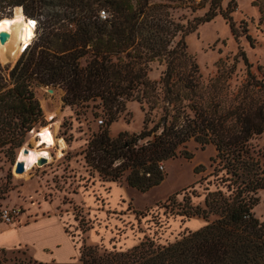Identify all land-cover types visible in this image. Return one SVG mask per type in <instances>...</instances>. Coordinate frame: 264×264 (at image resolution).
I'll use <instances>...</instances> for the list:
<instances>
[{"label":"trees","instance_id":"1","mask_svg":"<svg viewBox=\"0 0 264 264\" xmlns=\"http://www.w3.org/2000/svg\"><path fill=\"white\" fill-rule=\"evenodd\" d=\"M221 1L0 0V20L15 7L36 19L35 39L14 66L0 62V152L13 160L42 117L33 91L37 85L60 86L66 104L103 115L86 156L92 155L104 180L113 182L128 171L127 184L145 192L165 178L160 162L191 157L190 139L201 148L215 146L212 170L194 182L207 181L202 201L193 204L184 196L179 212L203 218L202 227L165 244L146 238L110 251L83 244L81 264H264V223L253 212L264 189V64L253 71L242 52L245 76L232 87L235 65L219 63L205 78L185 40L219 14L233 35H240ZM201 9L203 14L194 15ZM259 10L264 23V0ZM155 61L163 65L157 80L148 75ZM132 100L147 107L142 130L110 137V124ZM204 170L202 164L193 168ZM192 195L200 194L193 190ZM0 264L54 263L2 248Z\"/></svg>","mask_w":264,"mask_h":264},{"label":"rangeland","instance_id":"2","mask_svg":"<svg viewBox=\"0 0 264 264\" xmlns=\"http://www.w3.org/2000/svg\"><path fill=\"white\" fill-rule=\"evenodd\" d=\"M221 6L232 16L239 36L233 35L229 23L219 14L211 21L199 24L195 31L185 36V40L188 52L205 78L215 74L219 63L235 65L230 79V85L234 87L245 76L242 52L252 63L253 71L258 64H264V23L260 22L259 0H222ZM204 11L198 10L194 15H201ZM12 14L13 8L1 16L3 19L11 18ZM247 34H250L251 40L246 37ZM30 43L21 44L12 58L1 64L12 68ZM150 67L149 77L157 80L163 65L155 61ZM33 91L42 117L15 150L13 160L0 152V226L18 225L42 214L54 213L61 217L77 252L75 260L68 264H81L79 257L83 244L96 245L100 251L126 249L146 238L165 244L206 223L201 217L186 218L179 212L184 196H191L193 204L202 201L207 181L194 182L212 170L209 157L215 153L214 145L201 148L200 143L190 139L186 150L192 154L191 157L179 156L164 161L166 176L170 168L168 178L141 192L127 184L125 177L128 171L111 183L104 180L105 177L94 167L96 162L92 155L86 156L89 140L103 125L100 122L104 120L102 114H96V109L92 107L79 108L66 104L64 89L60 86L37 85ZM146 110L147 107L136 100L126 102L125 111L109 126L110 137L115 138L121 131L129 135L141 131ZM47 112L51 113L50 117ZM155 114L152 111L150 116L156 119ZM50 124L54 127L55 138L63 139L66 148L58 153L54 147L50 150V161L33 166L26 174L15 173L18 150L26 146L41 147L36 144L35 131ZM120 162L117 160L114 165ZM199 164L204 165L206 170L194 173L193 168ZM181 184L184 185L179 186ZM193 190L200 195L193 196ZM257 195L259 200L253 212L264 223V189L259 190ZM11 208L18 211L7 222L3 218V210ZM7 251L31 257L26 247Z\"/></svg>","mask_w":264,"mask_h":264},{"label":"crops","instance_id":"3","mask_svg":"<svg viewBox=\"0 0 264 264\" xmlns=\"http://www.w3.org/2000/svg\"><path fill=\"white\" fill-rule=\"evenodd\" d=\"M169 175L170 168L162 181H165ZM182 185L184 184L179 186ZM19 247L28 248L32 259L44 263L68 264L77 256L61 217L54 213L42 214L18 225H1L0 250L4 248L7 251Z\"/></svg>","mask_w":264,"mask_h":264},{"label":"bare ground","instance_id":"4","mask_svg":"<svg viewBox=\"0 0 264 264\" xmlns=\"http://www.w3.org/2000/svg\"><path fill=\"white\" fill-rule=\"evenodd\" d=\"M4 29L9 32L10 36L6 42H0V61L1 63L11 59L22 45L30 43L35 37L36 22L25 18L22 7H15L11 18H4L0 21V30ZM48 116L51 113L47 112ZM55 124V123H54ZM54 128V127H53ZM52 125L43 126L36 130V144L37 148H28V153L23 155L22 149L19 151L17 157L24 162V174L33 167L37 166V161L40 157L51 160L50 150L57 148L58 153L66 148V143L63 139H56L55 131Z\"/></svg>","mask_w":264,"mask_h":264},{"label":"water","instance_id":"5","mask_svg":"<svg viewBox=\"0 0 264 264\" xmlns=\"http://www.w3.org/2000/svg\"><path fill=\"white\" fill-rule=\"evenodd\" d=\"M9 36H10V34H9L8 31H6V30H4V29H1V30H0V42H1V43L6 42V40H8V38H9ZM0 62H1V61H0ZM19 151H20V149L18 150L17 155H18ZM27 153H28V148L24 147V148L22 149V154L25 155V154H27ZM17 155H16V157H17ZM46 162H47V158H45V157H43V156L40 157V158L38 159V161H37V163H38L39 165L44 164V163H46ZM14 172H15V173H22V172H24V162H23L22 159H18V157H17V160H16V162H15Z\"/></svg>","mask_w":264,"mask_h":264},{"label":"built area","instance_id":"6","mask_svg":"<svg viewBox=\"0 0 264 264\" xmlns=\"http://www.w3.org/2000/svg\"><path fill=\"white\" fill-rule=\"evenodd\" d=\"M100 16H101V18H105V17H106V15L104 14L103 11H101ZM100 122H101V120H100ZM158 166H159V168H160L161 170H164V163H163V162H160ZM17 211H18V210L14 209V208H11V209H4V210H3V218H4V220L7 221V222H10L12 216H13L14 214H16Z\"/></svg>","mask_w":264,"mask_h":264}]
</instances>
